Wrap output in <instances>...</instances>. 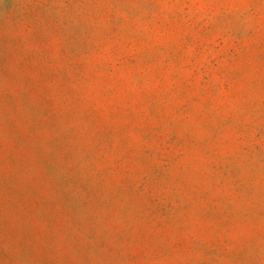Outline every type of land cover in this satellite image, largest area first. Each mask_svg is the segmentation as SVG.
<instances>
[{
	"label": "clouds",
	"instance_id": "1",
	"mask_svg": "<svg viewBox=\"0 0 264 264\" xmlns=\"http://www.w3.org/2000/svg\"><path fill=\"white\" fill-rule=\"evenodd\" d=\"M0 264H264V0H0Z\"/></svg>",
	"mask_w": 264,
	"mask_h": 264
}]
</instances>
